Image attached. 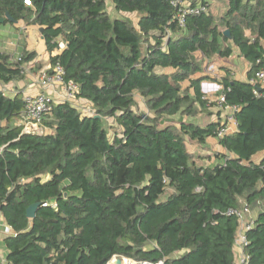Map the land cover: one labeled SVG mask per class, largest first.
Here are the masks:
<instances>
[{"label":"trees","instance_id":"16d2710c","mask_svg":"<svg viewBox=\"0 0 264 264\" xmlns=\"http://www.w3.org/2000/svg\"><path fill=\"white\" fill-rule=\"evenodd\" d=\"M25 1L0 0V27L22 20L42 29L49 64L64 67L96 115L59 102L43 132L26 133L17 125L23 94L0 90V217L14 231L4 239L7 261L235 264L240 220L228 211L264 207V158L254 160L264 151V94L256 97L249 83L264 69V0H218L221 13L202 0L208 13L189 16L184 27L171 0ZM235 52L250 65L247 80L225 68L218 82L227 104L241 108L238 130L218 138L221 119L176 120L215 106L202 92L207 77L195 76L205 60ZM36 55L0 47V81L38 73L44 64ZM209 138L225 153L207 164L212 157L190 152L188 143ZM246 238L249 264H264V210Z\"/></svg>","mask_w":264,"mask_h":264},{"label":"built area","instance_id":"2783aa9c","mask_svg":"<svg viewBox=\"0 0 264 264\" xmlns=\"http://www.w3.org/2000/svg\"><path fill=\"white\" fill-rule=\"evenodd\" d=\"M25 2L27 5H31L30 0H26ZM171 4L176 9V20L181 27L185 26L189 16L208 13V7L202 2V0H171ZM35 83L41 91L36 94H25L23 96L25 113L17 122V125L21 126L24 132H43L41 130V122L44 116L50 113L54 106L59 102L67 101L72 103L79 108L84 116L96 115L93 105L78 97L80 90L79 84L73 80H65V69L60 63L55 65L50 64L49 66L43 67L38 72ZM249 83L254 86V95L256 97L263 96L264 69L256 72L255 76L249 80ZM49 90H53V92L57 93L61 99L57 100L51 94H48ZM206 95L209 104H215L216 107H219V110L223 115V118L221 119L222 124L218 131V138H223L235 133L239 126L237 114L241 109L240 106L227 104L226 96L223 92L218 96ZM228 215L237 216L240 220V227L234 243L236 252L235 264H249L250 256L246 251L248 245L246 232L253 226V221L246 220L244 212L238 209H230ZM0 232L5 236L14 233L10 226L1 222ZM117 259L118 256H114L108 264H116ZM0 264L12 263L8 262L6 258H0ZM137 264H164V262H137Z\"/></svg>","mask_w":264,"mask_h":264},{"label":"crops","instance_id":"0c3cea01","mask_svg":"<svg viewBox=\"0 0 264 264\" xmlns=\"http://www.w3.org/2000/svg\"><path fill=\"white\" fill-rule=\"evenodd\" d=\"M205 1L209 2V4H211L212 7H214V9L216 8L218 0H205ZM110 8L113 9L112 4L109 5V9ZM0 47L10 53H13L15 56H18L20 50L25 47L27 50L35 52L37 54L35 61L38 64L43 63L44 67L50 65L49 64L50 53L47 50L46 42L41 34L40 28L37 25H34V24L28 25L22 20L13 25L9 23L2 25L0 27ZM60 47L61 49H63L65 47V44L61 42ZM59 52H60V49H56L55 51L52 52V55H55ZM198 56L202 57L201 54H198ZM232 56L230 58H232ZM238 57H239V61H238L239 63H237V61H234V66L232 64H226V68L231 70V76L234 79L246 81L248 70L250 69V65L243 57H241L240 55H238ZM213 62H214V59L210 61L205 60L204 64L205 65H207L208 63L212 64ZM239 64H241L240 67H243V71L238 70ZM37 72H39V70ZM37 74L38 73L31 71V69H27L26 78L22 81L11 82L9 84H4L0 81V90L5 91L7 94L11 96L19 92H21L23 96L25 94H36L41 91V89L35 83ZM225 74H226L225 68H223L222 70H220V72L216 74L218 76L217 78H214L213 77L214 75L211 73H205V74H202L201 76L196 75L195 77H202V76L207 77V79H205L201 83L202 92L204 94L218 96L222 92V86L218 82V79H220ZM205 81L206 82L208 81L210 83H206ZM187 86H189V83L185 82L184 88ZM48 94H51L57 100L61 99L57 93L53 92V90H49ZM139 103H140L141 109H145L140 99H139ZM202 115L205 116L203 119V122L199 119L200 116ZM222 118H223V115L220 112L219 107H216V106L212 107L209 105V107H207L203 113H199L195 117L178 116L175 119L184 120V121L188 120V121L196 122V123L203 125L204 123L207 124L208 122L218 121L219 119H222ZM41 130L44 131L43 128H41ZM214 141L217 143V148L222 149L224 151V149L220 146L217 138H209L206 144H209L210 142H214ZM206 144L199 146V147L201 148L202 153L209 154L210 152L203 150L206 147ZM256 156L258 157V159L255 161L259 162L261 159L264 158V151L257 154ZM217 161H219L218 158L212 157L211 160H207V164L216 163ZM257 214L258 212L250 216L251 221L255 220ZM0 222L4 223L2 217H0ZM5 237L6 236L0 232V258H7L8 252H7L5 243H4Z\"/></svg>","mask_w":264,"mask_h":264},{"label":"rangeland","instance_id":"374dc122","mask_svg":"<svg viewBox=\"0 0 264 264\" xmlns=\"http://www.w3.org/2000/svg\"><path fill=\"white\" fill-rule=\"evenodd\" d=\"M218 6L219 7L222 6V2L218 1L217 2V5H216V7H217L216 8V12L217 13H221V9ZM110 11H111V15H116V13L114 12L113 9L110 8ZM128 16L132 19L133 22H137L138 18H137V15L136 14H132V15H128ZM235 53L236 54H234L232 56V58H230V59H222V58H218V57L217 58H214V62H213L214 65H213V63L212 64L211 63H208L207 65L204 64V72L201 73V74H198V76H201L202 74H205V73H211V74L214 75L213 76L214 78H217L218 76L216 74L218 72H220V70H222L223 68H226V64H232L234 66V61H237V63H239L238 62L239 61L238 53L237 52H235ZM240 66H241V64H239L238 70H242L243 71V67H240ZM206 83H210V82L207 81ZM183 86H184V84H183ZM203 115L200 116V118H199L202 122H203V119L205 117ZM107 124H110V123H107ZM203 125H205V123ZM111 134H112V132H111ZM199 146L200 145H197L195 143H188V148H189L190 152H193L196 155L197 154H199V155L201 154V156L216 157V154H222L224 152L222 149L217 148V143L215 141L214 142H210L209 144H206V147L203 149V150H205L207 152H210L209 154L202 153V150H201V148ZM257 159H258V157L255 156L254 157V160H257ZM260 210L261 211L264 210V207H261L259 210L256 209V210H252V211L251 210H249V211L242 210V211L245 214L246 220L251 221L250 216L251 215H254V213L259 212ZM120 259L121 260L130 259V260L133 261L132 262L133 264H137V261H135V260H133L131 258L123 257V258H120Z\"/></svg>","mask_w":264,"mask_h":264},{"label":"water","instance_id":"95a60500","mask_svg":"<svg viewBox=\"0 0 264 264\" xmlns=\"http://www.w3.org/2000/svg\"><path fill=\"white\" fill-rule=\"evenodd\" d=\"M6 18L9 19L11 22H16V21H14V19H12L9 15H7ZM4 22H5V19H4V18H0V24H2V23H4ZM40 31L42 32V29H40ZM224 35H225L226 37H228V38H231V33H230L229 30H226V31L224 32ZM39 206H40V203H35V204L31 205V206L28 208V210H27V216H28L29 218H31V219L34 218L35 215H36V211H37V209H38ZM116 262H117V264H120V263L122 262V260H121L120 258H118V259L116 260Z\"/></svg>","mask_w":264,"mask_h":264},{"label":"bare ground","instance_id":"6f19581e","mask_svg":"<svg viewBox=\"0 0 264 264\" xmlns=\"http://www.w3.org/2000/svg\"><path fill=\"white\" fill-rule=\"evenodd\" d=\"M111 264H114V263H111ZM120 264H130V261H129V259L122 260V262Z\"/></svg>","mask_w":264,"mask_h":264}]
</instances>
